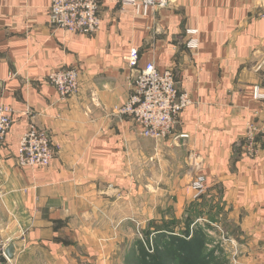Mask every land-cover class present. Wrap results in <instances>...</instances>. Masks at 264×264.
I'll list each match as a JSON object with an SVG mask.
<instances>
[{"label": "crops", "instance_id": "0c3cea01", "mask_svg": "<svg viewBox=\"0 0 264 264\" xmlns=\"http://www.w3.org/2000/svg\"><path fill=\"white\" fill-rule=\"evenodd\" d=\"M98 1L99 30L85 36L49 24L51 0H0V104L13 118L0 143V237L19 247L13 262L121 264L120 222L149 234L181 224L195 203L196 217L207 212L224 229L229 264H259L264 99L255 92L264 94V0H169L146 16L121 0ZM188 29L199 33L195 52L184 45ZM132 50L136 68L127 63ZM148 64L172 69L192 99L165 140L144 138L129 118L112 114L128 99L135 69ZM72 68L80 88L62 102L47 76ZM248 123L262 131L254 156L244 140ZM29 124L53 146L46 170L17 165ZM199 175L204 194H186Z\"/></svg>", "mask_w": 264, "mask_h": 264}, {"label": "built area", "instance_id": "2783aa9c", "mask_svg": "<svg viewBox=\"0 0 264 264\" xmlns=\"http://www.w3.org/2000/svg\"><path fill=\"white\" fill-rule=\"evenodd\" d=\"M169 0H121L123 7H130L136 15L146 16L150 10L165 8ZM98 0H51L49 24L58 30L78 35L95 34L100 27ZM198 30H185V48L195 52L199 47ZM137 51L132 50L127 58L128 66L136 68ZM136 76L131 93L122 105L113 109L112 114L129 118L139 128L142 137L165 140L174 135L177 119L192 104L190 95L180 90L172 69L159 72L154 65L135 69ZM47 81L56 90L59 100L67 101L80 88L78 71L59 69L51 71ZM255 98L264 99V94L255 92ZM13 124L12 111L0 104V143L5 142ZM262 133L258 126L248 123L245 128V144L249 156L258 151L257 135ZM181 136V135H180ZM178 137V136H177ZM177 137H174L176 139ZM54 150L47 133L29 124L19 142L16 162L21 169L46 170L50 168ZM195 197L205 192V178L196 176L191 184ZM9 242L0 237V264H15L5 256ZM259 264H264V258Z\"/></svg>", "mask_w": 264, "mask_h": 264}, {"label": "rangeland", "instance_id": "374dc122", "mask_svg": "<svg viewBox=\"0 0 264 264\" xmlns=\"http://www.w3.org/2000/svg\"><path fill=\"white\" fill-rule=\"evenodd\" d=\"M192 182L190 181L191 184ZM190 183L185 185V192L186 194L190 192L192 195L193 191ZM188 189L189 191H187ZM191 195L189 196L191 197ZM123 208L125 209V206H123ZM121 211L123 212L124 210ZM199 212L202 211L200 210ZM196 213L197 211H195L194 203L185 210V217L181 224L177 222L166 223L163 230L169 227L171 228V232H173L176 229L177 231H175V233L177 232L180 236L178 239L180 242H178L177 249L173 246L169 248L170 244H174L175 239L168 234L166 237L167 247H163L161 251H159L160 246L157 243V239H155L156 230L160 229V227H152L154 231L145 234L148 232V229L143 225L140 227L141 231H143L139 233V231L134 228L136 224L130 223L127 220L120 222L117 225L119 237L118 240L116 239L114 242L117 247L119 246L118 254L121 264H128V262L133 259V254L134 256L138 254L137 258L141 259L142 249L145 250L147 254L152 253L151 256L155 258L153 260H156L157 264H229L234 256L230 255V252L227 251L233 252V250L229 249V243L224 229L216 220H210L207 212H202L203 216L201 215L199 217L195 216ZM163 225L164 224H162V226ZM176 226L178 227L176 228ZM138 243L141 244L140 247ZM135 257L134 261H136ZM141 263L142 262L139 260L138 264ZM152 263H154V261H152Z\"/></svg>", "mask_w": 264, "mask_h": 264}, {"label": "trees", "instance_id": "16d2710c", "mask_svg": "<svg viewBox=\"0 0 264 264\" xmlns=\"http://www.w3.org/2000/svg\"><path fill=\"white\" fill-rule=\"evenodd\" d=\"M169 226V225H168ZM171 228H166V229H164L163 230V228H160V229H157L156 230V236H155V239H157V243H158V245L160 246L159 247V251H161L162 250V248L163 247H167L166 246V237H167V235L168 234H170L174 239H175V241H174V244H170V246H169V248H171V246H173V247H175L176 249L178 248V242H180V240H178L179 238H180V236L177 234V232L175 233V231H173V232H171V230H170ZM162 235V236H161ZM182 238V237H181ZM146 239H148V238H146ZM177 240V241H176ZM138 246L140 247L141 246V244H139L138 243ZM168 249V248H167ZM142 257H141V259H138L137 258V255L135 254V256H134V254H133V259L131 260V261H129L128 262V264H138L139 263V260L142 262L141 264H157L156 262V260H153V259H155V258H152L153 256H151L152 255V253H150V254H147V252H145V250H143L142 249ZM156 251V250H155ZM168 251V250H167ZM167 251H166V255H167ZM154 252V251H153ZM134 257H135V260L136 261H134ZM146 260H147V262H146ZM128 261V260H127ZM152 261H154V263H152Z\"/></svg>", "mask_w": 264, "mask_h": 264}, {"label": "water", "instance_id": "95a60500", "mask_svg": "<svg viewBox=\"0 0 264 264\" xmlns=\"http://www.w3.org/2000/svg\"><path fill=\"white\" fill-rule=\"evenodd\" d=\"M185 139V136H178L176 139H175V143L176 145L178 146L180 144V141L184 140ZM19 249L18 246H16V243H15V240L9 242L5 248V256L7 257V259L9 261H13L14 260V257H15V252Z\"/></svg>", "mask_w": 264, "mask_h": 264}]
</instances>
